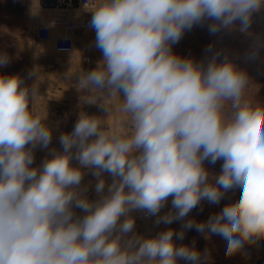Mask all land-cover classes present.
<instances>
[{
    "label": "clouds",
    "instance_id": "9594fccd",
    "mask_svg": "<svg viewBox=\"0 0 264 264\" xmlns=\"http://www.w3.org/2000/svg\"><path fill=\"white\" fill-rule=\"evenodd\" d=\"M261 8L264 0H100L90 27L103 58L78 73V85L122 97L131 132L82 112L59 137L63 151L38 167L34 149L52 141L38 88L0 75V264H201L199 251L173 239L192 228L221 236L226 256L264 240V105L245 98L250 78L227 56L217 62V52L205 67L172 50L206 20L211 34L236 21L246 33ZM8 62L0 54V67ZM221 159L211 177L204 161ZM83 169L97 178L96 201L79 187ZM105 172L113 177L106 193ZM236 187L239 199L206 222L148 238L134 232V210L171 224ZM169 197L174 211L158 215Z\"/></svg>",
    "mask_w": 264,
    "mask_h": 264
},
{
    "label": "rangeland",
    "instance_id": "374dc122",
    "mask_svg": "<svg viewBox=\"0 0 264 264\" xmlns=\"http://www.w3.org/2000/svg\"><path fill=\"white\" fill-rule=\"evenodd\" d=\"M61 14V9L41 7L39 0H0V54H6L9 58L7 65L0 67V75H17L23 79L24 85L29 88L35 85L38 88L39 95L35 104L38 109H45L43 114L47 115L44 122L52 130V141L48 147L37 145L34 149L33 167L41 166L46 158L51 157L53 150L63 151L59 137L62 133L72 131L82 110L102 111L103 116L100 118L104 128L119 129L122 133L131 132L130 118L120 110L122 97L109 96L106 91L98 89L84 90L78 85L80 72L59 69L70 62H79L84 68L89 67L86 71L97 66L103 54L95 46V30H79L74 50L69 54L55 51V34L49 42L38 39L40 26ZM211 23V20H206L202 24L194 25L191 30H186L179 42L172 46L173 52L181 57L192 58L198 63L202 62L205 67L215 53H220L217 62L227 56L238 68L246 71L250 78L245 98L253 105H264V8L253 13L251 26L246 33L239 31V21H236L234 29H221L211 34L208 30ZM54 32H57L55 28ZM30 72L34 75L30 76ZM102 104L110 110L107 117ZM72 164L77 166L78 161L73 159ZM222 164V159L215 164L204 161V167L211 177L221 173ZM83 172L79 187L88 200L96 201L102 195L95 191L97 178L92 175L91 169H83ZM103 178L106 193L113 177L105 172ZM240 191L238 187L230 189L218 204L203 200L184 220L171 224H157L156 216L146 217V211L134 210L130 213L135 219L134 232L148 238L168 229L179 232L187 220L206 222L210 216L220 213L226 205L236 202ZM171 202L172 197H169L158 215L163 216L174 211ZM73 210L77 216L85 215L79 208ZM173 239L177 246L187 245L199 251L202 254L201 264H264V240L254 245H245L240 252L226 256L227 242L219 235L208 234L207 230L200 233L195 228L184 229L182 240H176L175 236ZM177 264L189 262L179 259Z\"/></svg>",
    "mask_w": 264,
    "mask_h": 264
},
{
    "label": "built area",
    "instance_id": "2783aa9c",
    "mask_svg": "<svg viewBox=\"0 0 264 264\" xmlns=\"http://www.w3.org/2000/svg\"><path fill=\"white\" fill-rule=\"evenodd\" d=\"M100 0H39L41 7L46 9H61L60 16H54L39 28L38 39L49 42L54 39L55 51L69 54L75 47L77 31L91 28L92 11ZM54 28L57 32H54ZM145 216L149 215L145 213Z\"/></svg>",
    "mask_w": 264,
    "mask_h": 264
},
{
    "label": "crops",
    "instance_id": "0c3cea01",
    "mask_svg": "<svg viewBox=\"0 0 264 264\" xmlns=\"http://www.w3.org/2000/svg\"><path fill=\"white\" fill-rule=\"evenodd\" d=\"M78 33H79V31L76 32L75 38L78 36ZM65 65L61 66L59 69L60 70L64 69L65 72H69V71L73 72L74 71V73L81 72V71H85L86 72L87 69H90L89 67L84 68L83 66H81V63H79V62H70L66 66ZM82 112L83 113H87L90 116H97V117H102L103 116V112L102 111H95L94 112V111H91V110H82L79 113L81 114ZM104 115L107 117L108 113L106 112V114H104Z\"/></svg>",
    "mask_w": 264,
    "mask_h": 264
},
{
    "label": "bare ground",
    "instance_id": "6f19581e",
    "mask_svg": "<svg viewBox=\"0 0 264 264\" xmlns=\"http://www.w3.org/2000/svg\"><path fill=\"white\" fill-rule=\"evenodd\" d=\"M86 59H88V57Z\"/></svg>",
    "mask_w": 264,
    "mask_h": 264
}]
</instances>
